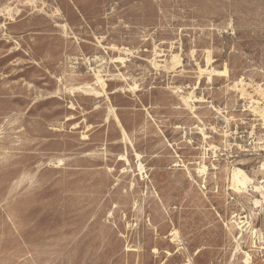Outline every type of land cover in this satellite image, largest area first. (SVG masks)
Returning a JSON list of instances; mask_svg holds the SVG:
<instances>
[{
    "label": "rangeland",
    "instance_id": "obj_1",
    "mask_svg": "<svg viewBox=\"0 0 264 264\" xmlns=\"http://www.w3.org/2000/svg\"><path fill=\"white\" fill-rule=\"evenodd\" d=\"M5 4L0 264H264V0Z\"/></svg>",
    "mask_w": 264,
    "mask_h": 264
},
{
    "label": "bare ground",
    "instance_id": "obj_2",
    "mask_svg": "<svg viewBox=\"0 0 264 264\" xmlns=\"http://www.w3.org/2000/svg\"><path fill=\"white\" fill-rule=\"evenodd\" d=\"M2 8L0 9V13H2L3 15H8L10 16V12H11V8L9 7L8 4H5L3 6H1ZM17 11H20L19 9H17ZM17 13V12H16ZM11 18V16H10ZM64 27H66V25H64ZM178 57L174 56L173 57V61L175 62L177 60ZM172 61V62H173ZM176 63V62H175ZM174 63V64H175ZM172 64V65H174ZM244 79L241 78L238 82L235 83L234 87L236 88L238 85H240V92L242 93V96L248 95V92L246 91V88L244 87ZM248 82V81H247ZM256 91L259 94L264 95V88H261V85H257L255 87ZM264 98V97H263ZM251 102L256 103V106H254L253 111H255L256 113H258V115L263 119L264 121V107H260L259 105V101L257 100H251ZM253 106V105H252ZM250 107V106H249ZM262 168H264V163H262L261 165ZM138 169L140 171L143 170V166L140 163ZM207 172V166L205 164H199L198 167V173L200 175H204ZM228 181H229V185L230 188L240 192L242 190H246L247 187L250 184H253V186H249V187H253L254 191H259L260 194L262 195V197H264V184H262L264 182V180L262 181H258L257 183L252 182V178L249 177V175L246 174L245 171H243L242 169L238 168V167H232L231 170L229 171L228 174ZM261 201L258 199L254 200V204L257 206ZM242 217L237 216V215H233L232 216V222L237 226V228L242 231L243 227L246 225V229L248 228L250 230V233L253 237L256 236V234L259 232V229H255L254 227L251 226L250 221L248 220H241ZM244 218V217H243ZM248 219V218H247ZM172 236V241H179V232L177 230H173L172 233L170 234ZM258 235H260L258 233ZM260 239V237H259ZM189 261V259H188ZM249 261V256L248 254L246 255V258L244 260L245 263H248Z\"/></svg>",
    "mask_w": 264,
    "mask_h": 264
}]
</instances>
